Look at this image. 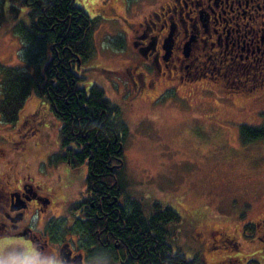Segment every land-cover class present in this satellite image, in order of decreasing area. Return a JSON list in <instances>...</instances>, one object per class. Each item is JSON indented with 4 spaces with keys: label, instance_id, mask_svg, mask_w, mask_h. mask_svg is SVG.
Here are the masks:
<instances>
[{
    "label": "rangeland",
    "instance_id": "obj_1",
    "mask_svg": "<svg viewBox=\"0 0 264 264\" xmlns=\"http://www.w3.org/2000/svg\"><path fill=\"white\" fill-rule=\"evenodd\" d=\"M168 1L76 0L94 20L90 59L77 73L87 92L93 86L104 90L129 126L121 170L129 194L145 209L158 203L181 217L180 223L169 225L173 246L201 264H264V228L243 227L264 218V139L246 142L241 134L242 125L264 126V95L251 101L245 92L222 88L221 94L202 93L197 86L189 88L192 100L185 97L188 88H180V94L164 95L153 104L152 98H132L133 87L122 71L124 61L133 60L128 48L123 53L118 43L128 22H142ZM27 21V7L0 0V67L25 69L24 44L15 27ZM200 84L218 88L207 81ZM201 97L205 99L196 104ZM29 117L36 121L16 127ZM18 122L11 126L0 120V178L10 172L11 163L14 171L29 167L36 180L40 175L66 177L74 188L69 204L78 202L88 166L72 168L56 158L62 151L63 124L50 100L33 92ZM38 123L40 131L33 136L30 132ZM20 136L27 143L25 150L18 147Z\"/></svg>",
    "mask_w": 264,
    "mask_h": 264
},
{
    "label": "flooded vegetation",
    "instance_id": "obj_2",
    "mask_svg": "<svg viewBox=\"0 0 264 264\" xmlns=\"http://www.w3.org/2000/svg\"><path fill=\"white\" fill-rule=\"evenodd\" d=\"M142 19L128 22L118 41L123 53L128 48L133 59L124 61L122 69L133 87L132 98L145 96L154 104L164 95L180 94V88L197 86L203 88L202 93L209 90L221 94L224 88L245 92L251 101L263 97L264 0H169ZM82 65H73L74 74L81 78L77 71ZM204 81L218 88H206L200 84ZM192 93L189 90L185 97L194 99ZM32 118H23L16 127L28 126L36 121ZM39 125L30 132L33 136L39 133ZM249 126L264 127L256 123ZM24 139L20 136L17 142L23 150L27 144ZM62 162L71 166L70 160ZM13 167L11 163L10 172L0 178V264H137L142 256L134 258L133 250L122 248L124 242L113 235V226L116 210L121 218V210L138 198L127 190H115L112 196L107 195V205L112 208L108 210L103 189L95 181L88 186L85 178L81 199L69 204L74 189L69 178L40 175L36 180L29 167L19 171ZM74 203L81 205L73 209ZM127 209L128 218L133 212L138 219L135 210ZM103 218L99 225L96 220ZM246 224L263 229L264 218L243 227Z\"/></svg>",
    "mask_w": 264,
    "mask_h": 264
},
{
    "label": "trees",
    "instance_id": "obj_3",
    "mask_svg": "<svg viewBox=\"0 0 264 264\" xmlns=\"http://www.w3.org/2000/svg\"><path fill=\"white\" fill-rule=\"evenodd\" d=\"M12 2L27 7L28 21L15 27L23 40L26 67H0V120L15 125L33 92L40 98H48L63 124L62 151L57 158L70 160L73 168L87 164L88 186L97 182L104 191V207L111 210L107 195L112 196L118 189L127 190L121 170L129 126L121 120L119 107L105 97L101 87L93 86L88 93L82 85L83 77L73 72V65L85 64L90 59L94 20L76 0ZM241 134L246 142L264 139V127L242 125ZM80 205L74 203L72 208L78 209ZM128 205L127 208L136 211L138 219L133 212L128 218L130 209L121 210V218L116 210L113 235L122 239V248L128 246L133 250L134 258L142 256L137 264H201L196 257H187L172 247L169 225L178 224L181 219L176 211L158 203L153 204L152 210L145 209L141 200ZM96 221L100 225L105 219Z\"/></svg>",
    "mask_w": 264,
    "mask_h": 264
},
{
    "label": "water",
    "instance_id": "obj_4",
    "mask_svg": "<svg viewBox=\"0 0 264 264\" xmlns=\"http://www.w3.org/2000/svg\"><path fill=\"white\" fill-rule=\"evenodd\" d=\"M166 48H167L168 51L171 49L170 41L168 42V45H167Z\"/></svg>",
    "mask_w": 264,
    "mask_h": 264
}]
</instances>
